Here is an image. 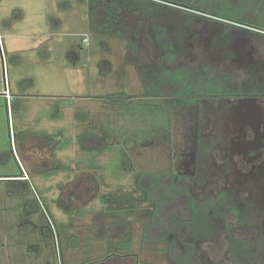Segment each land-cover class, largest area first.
<instances>
[{
	"label": "rangeland",
	"instance_id": "374dc122",
	"mask_svg": "<svg viewBox=\"0 0 264 264\" xmlns=\"http://www.w3.org/2000/svg\"><path fill=\"white\" fill-rule=\"evenodd\" d=\"M96 2L0 0V176L23 175L0 177V264L117 259L116 220L126 264H264V96H142L174 75L162 66L264 90V37L149 0L106 33ZM139 173L157 181L158 221ZM189 194L209 229L185 221Z\"/></svg>",
	"mask_w": 264,
	"mask_h": 264
},
{
	"label": "trees",
	"instance_id": "16d2710c",
	"mask_svg": "<svg viewBox=\"0 0 264 264\" xmlns=\"http://www.w3.org/2000/svg\"><path fill=\"white\" fill-rule=\"evenodd\" d=\"M143 1L144 0H97L96 3H91L90 10L96 14H98L99 11L103 12L101 27L104 32L121 34L118 24L119 13L124 9L133 8L136 5L141 4ZM149 1L155 5L171 9L175 12H181L187 16H197L217 20L225 26L240 29L246 35L259 33L264 37V0ZM156 38L160 39V36H156ZM161 46L163 48H168L170 51V57L174 56L175 45L173 43L163 42ZM130 47L134 49V44L132 43ZM170 59L171 58H168L167 61L169 62ZM161 70H163V72L174 73V75L169 78L163 77V79L161 76L155 77L156 79L154 81L158 82V85H155V88L152 89V87H147V84H145V93H143L142 96L160 97L171 106H189L198 100L219 96H264V90L258 88L242 90L232 87L225 89L227 83L224 79L226 77L213 70L207 69L205 66H203L200 70H197L196 74H190L184 69L172 68L168 66H162ZM176 72H181L180 77H175ZM145 81H147V79H145ZM126 97L128 96L124 93H120L115 96L114 99H110L109 101L117 102L118 100L127 99ZM144 175L145 174L139 173L137 179L135 180V185L137 188L144 190L142 199L150 200L152 202V218L158 221V215L162 208L159 203V199L155 197L152 198L149 193L152 191L157 181L155 179L148 181V186H144L142 184V181L145 178ZM5 176L22 177L23 175ZM170 188L173 189L174 187L171 186ZM187 202L191 210V217L185 221L192 223L199 229H209V226L207 227L206 224L207 220L212 215V212L208 209V206L204 202L198 201L190 194L187 196ZM228 209L232 212L240 214L239 209L236 207L230 206ZM115 225L122 226L123 230L121 232L125 235V240L120 245V249H130L132 233L127 230V222H116ZM147 228L148 225L146 224L144 226V233L147 231ZM172 235L173 234L171 233L170 237H172ZM144 238H146V236H144Z\"/></svg>",
	"mask_w": 264,
	"mask_h": 264
},
{
	"label": "crops",
	"instance_id": "0c3cea01",
	"mask_svg": "<svg viewBox=\"0 0 264 264\" xmlns=\"http://www.w3.org/2000/svg\"><path fill=\"white\" fill-rule=\"evenodd\" d=\"M23 177V176H22ZM26 178V177H24ZM126 221V220H125ZM116 222H120V220H116ZM115 222V224H116ZM114 224V225H115ZM108 225H112V224H108ZM128 225V223H127ZM116 226V225H115ZM128 230V229H127ZM122 235L124 236L125 238V235L122 233ZM121 240V239H120ZM131 246H132V242H131ZM131 248V247H130ZM116 255H118V258L117 259H114V260H110L108 262H103V261H100V264H126L125 261L129 258H130V254L128 252V250H125V251H117V253H115Z\"/></svg>",
	"mask_w": 264,
	"mask_h": 264
},
{
	"label": "water",
	"instance_id": "95a60500",
	"mask_svg": "<svg viewBox=\"0 0 264 264\" xmlns=\"http://www.w3.org/2000/svg\"><path fill=\"white\" fill-rule=\"evenodd\" d=\"M0 179H7V178H0Z\"/></svg>",
	"mask_w": 264,
	"mask_h": 264
}]
</instances>
